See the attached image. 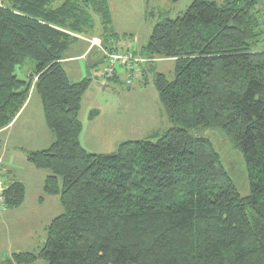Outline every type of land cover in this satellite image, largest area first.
I'll return each instance as SVG.
<instances>
[{"label":"trees","instance_id":"1","mask_svg":"<svg viewBox=\"0 0 264 264\" xmlns=\"http://www.w3.org/2000/svg\"><path fill=\"white\" fill-rule=\"evenodd\" d=\"M103 1L0 0V130L16 121L32 89L53 141L23 151L35 170L48 172L43 192L58 196L63 211L45 228L38 253L0 264H264V46L257 49L264 30L256 0H194L155 24L137 56L95 37L107 54L143 60L136 68L144 77L154 61H174L172 80L153 78L174 126L156 141L94 154L79 141L88 81L70 82L62 61L78 41L71 34L85 39L94 28L90 14L108 21ZM97 56L106 70L100 49ZM28 61L33 71L22 78ZM135 69L102 77L121 83ZM200 127L231 143L243 177L208 139L189 134ZM25 198L23 183L11 181L0 210H16Z\"/></svg>","mask_w":264,"mask_h":264},{"label":"rangeland","instance_id":"2","mask_svg":"<svg viewBox=\"0 0 264 264\" xmlns=\"http://www.w3.org/2000/svg\"><path fill=\"white\" fill-rule=\"evenodd\" d=\"M193 1L179 0L176 4H172L169 0H104L102 3L107 12L108 21L90 14L94 28L87 29L90 32L87 38L82 39L81 35L71 34L78 40H82L85 46L86 43L91 42L87 57L84 56L68 64L64 58L80 54L72 49V44L63 54L62 61V67L70 82L88 81L78 117L82 126L80 136L89 152L106 153L110 151V148L113 149L117 144L119 146L127 141H156L174 126L166 115L153 84L155 73L163 74L167 80L173 79L174 62L167 61L157 64L158 66L154 69H147L145 78H137L131 74V79L122 77L121 83H112L102 77L105 64L97 61V49L99 48L96 44L97 42L100 44L99 39L110 48L130 52L137 56V52L146 45L155 24L164 19H175L180 16ZM212 1L217 4L222 2L221 0ZM243 1L244 5L249 2V0ZM0 5L3 7L1 2ZM254 12L261 25L260 29L264 30V0H256ZM91 37H93L92 40ZM95 37L99 39L95 41ZM75 43L82 45L79 42ZM263 46L264 44H260L257 49L260 50ZM21 69L20 75L22 78H27L33 71V64L28 61ZM116 71L124 75L122 69L117 68ZM124 79H129L130 85H127ZM32 91L30 89L28 102L25 104L26 107L29 104L27 110L19 121L20 115L15 119L18 122L15 121L17 124L14 122L16 124L14 132L28 126L21 131L19 136L24 137L22 140L26 137L27 143L38 140L34 147L42 149L44 148V136L47 137L50 134L44 123L40 99ZM94 116H97V119L92 122L93 124L89 123L90 117ZM7 128L0 130V177L3 181L12 180V175H8V172L12 170L13 174H17L27 186L24 185L26 198L20 208L0 210V260L9 258L14 253H38L46 238L45 228L54 218L63 213L59 197L46 196L43 192V184L48 172L37 171L27 162L24 151L18 148L22 141L14 144L10 142L13 140H9L10 130ZM116 134H118V141L112 138ZM189 134L208 139L214 148L221 152V158L224 161L231 160L230 166L234 177H243L240 168L242 167L241 158L235 153L231 143L219 141L211 128L200 127L190 131ZM24 148L27 150V145ZM7 157L13 164L5 168L2 161L5 159L7 161ZM4 168L6 175H1ZM32 173L36 175V179L30 185L33 179ZM239 180V183H235L236 188L243 186V178ZM39 199H43L41 204ZM35 264L45 263L38 261Z\"/></svg>","mask_w":264,"mask_h":264},{"label":"crops","instance_id":"3","mask_svg":"<svg viewBox=\"0 0 264 264\" xmlns=\"http://www.w3.org/2000/svg\"><path fill=\"white\" fill-rule=\"evenodd\" d=\"M78 39V38H77ZM86 39V38H85ZM95 41H97V39H95ZM77 42H79V43H81L82 45H79L78 43H75V45L73 46V50H75V51H77L78 53H80V54H77L76 56H72L71 58H67V59H65V61L68 63V64H70V63H73V62H75L77 59H82V58H84V56L85 57H87L88 56V52H89V50H90V48H91V42L89 41V43H86V46L85 45H83V43H82V40H78ZM91 52V51H90ZM167 61H170V62H174L173 60H156V61H154V65L155 66H158L157 64H162V63H165V62H167ZM71 69V68H70ZM143 70L141 69V67H139V68H136L134 71H133V75H135V76H137V78H140V77H143V78H145L144 76H142L141 74H143V72H142ZM142 72V73H141ZM146 75V74H145ZM122 77H124V76H122ZM121 77V78H122ZM123 79V78H122ZM121 79V80H122ZM121 80H120V82H121ZM113 83V82H112ZM28 106H29V104H27V107L26 106H24V108L22 109V113L21 114H19L20 116L18 117V121L20 120V118L23 116V114L25 113V111L27 110V108H28ZM99 115V114H98ZM97 115V116H98ZM97 116L93 119V121L91 120L89 123H91V124H93L92 122H94L96 119H97ZM17 121V120H16ZM17 121V122H18ZM15 122V121H14ZM80 122H81V120H80ZM16 123V122H15ZM11 124L7 129H9L10 130V132L8 133L9 134V140L10 139H12L13 141H10V142H12L13 144L14 143H17V141L18 142H21L22 141V143H20L19 144V147L18 148H20L21 150H25V145H27V150L26 151H35V150H41V148H35L34 147V145L38 142V140L36 141V140H33V141H31V143H27V139H26V137H25V139L24 140H22L24 137H22V136H19L20 135V133H21V131H23V129L24 128H26V127H28V126H26V127H22V129L21 130H18L17 132H14V128H15V126H16V124ZM11 128V129H10ZM6 129V130H7ZM6 130H4V131H6ZM40 130V129H39ZM49 132V131H48ZM47 134V133H46ZM48 134H50V135H47V137H45L44 136V148H42V149H45L46 147H48V146H50V144L52 143V141H53V138H52V135H51V133L49 132ZM47 138V139H46ZM113 138V140L114 141H118V134H116V136H114V137H112ZM122 138H123V136H122ZM122 140V139H121ZM121 140H119V141H121ZM79 141H80V144L82 145V147L86 150V151H88L89 152V149H87L85 146H84V143H83V141H82V139H81V136H80V139H79ZM125 141V140H124ZM123 143V142H122ZM118 148V144L115 146V148H113V149H109L110 151L109 152H106V153H101V154H108V153H110V152H112V151H114L115 149H117ZM2 150V149H1ZM112 150V151H111ZM90 153H94V154H96L95 152H90ZM3 157H4V155H3ZM9 164H13L12 163V161H11V159L10 158H8L7 157V161H6V159H5V161L3 160L2 161V165H4L5 166V168L9 165ZM14 164H15V161H14ZM5 168H4V171L2 170L1 171V175L2 174H5L6 175V170H5ZM11 172V173H10ZM8 175H12V180H2L3 181V184H5V186H7L8 184H9V182H11V181H19V182H22L23 183V185H25V186H27V184L25 183V181H23V180H20V178L17 176V174L15 175V174H13V172H12V170H10L9 172H8ZM32 180L30 181V185H32V182L33 181H35V179H36V175L34 174V173H32ZM2 179V178H1ZM4 179V178H3ZM39 187V186H38Z\"/></svg>","mask_w":264,"mask_h":264},{"label":"built area","instance_id":"4","mask_svg":"<svg viewBox=\"0 0 264 264\" xmlns=\"http://www.w3.org/2000/svg\"><path fill=\"white\" fill-rule=\"evenodd\" d=\"M96 45L100 49V51L103 52V54L105 55V57L108 60V66H107V68L105 70V74L108 77H111L113 75L114 71H116L117 68H120L123 71H126L127 73H129L133 69H135L140 62L143 61L140 58L133 57L130 54H115V55L114 54H107L100 47L99 42H97ZM129 83L130 82L127 81V84H129ZM0 165H1V161H0ZM4 191H5V186H4L3 181H2V179L0 177V204L3 201Z\"/></svg>","mask_w":264,"mask_h":264}]
</instances>
